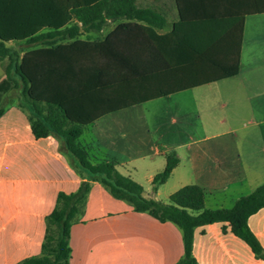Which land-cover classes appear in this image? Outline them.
<instances>
[{"label": "crops", "instance_id": "0c3cea01", "mask_svg": "<svg viewBox=\"0 0 264 264\" xmlns=\"http://www.w3.org/2000/svg\"><path fill=\"white\" fill-rule=\"evenodd\" d=\"M137 5L143 20L86 30L74 19L68 26L79 34L60 40L66 49L48 92L77 119H95L80 143L94 160L115 161L145 196L168 202L197 184L207 207H232L264 183V13L244 14L242 0ZM14 45L22 55L41 47ZM2 78L0 102L12 87L5 71ZM19 97L0 118V264L41 252L59 192L77 191L84 179L55 135L35 137ZM172 151L180 161L154 191ZM248 223L264 247V207ZM70 245V264H174L185 251L177 224L135 210L97 181ZM193 253L199 264H264L227 222L197 227Z\"/></svg>", "mask_w": 264, "mask_h": 264}, {"label": "trees", "instance_id": "16d2710c", "mask_svg": "<svg viewBox=\"0 0 264 264\" xmlns=\"http://www.w3.org/2000/svg\"><path fill=\"white\" fill-rule=\"evenodd\" d=\"M244 14L264 13V0H242ZM81 22L86 30L103 27L107 19H144V9L137 0H0V64L11 82V90L0 102V118L15 103L29 111L36 138L55 135L61 149L69 155L77 172L84 178L75 192H59L54 209L46 216V232L41 252L17 264H70L71 228L85 215L92 183H101L115 198L137 211L148 212L161 221H172L183 233L184 254L174 264H199L193 253L194 233L199 226L229 223L234 234L264 260V247L251 230L248 219L264 207V183L251 193L236 199L232 207L209 208L206 192L197 184H188L169 197L168 202L144 195L143 186L121 173L115 161L94 160L79 138L92 122L76 118L64 99L49 93V71L66 45L67 36L79 34ZM14 44L41 45L22 55ZM19 95V94H18ZM45 105L46 112L39 107ZM32 106V109L29 107ZM180 159L176 151L166 155V166L153 180V190L164 184Z\"/></svg>", "mask_w": 264, "mask_h": 264}, {"label": "rangeland", "instance_id": "374dc122", "mask_svg": "<svg viewBox=\"0 0 264 264\" xmlns=\"http://www.w3.org/2000/svg\"><path fill=\"white\" fill-rule=\"evenodd\" d=\"M4 75V69L3 66L0 64V93L2 90H5L7 88V81L5 78H2Z\"/></svg>", "mask_w": 264, "mask_h": 264}]
</instances>
